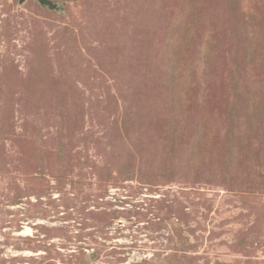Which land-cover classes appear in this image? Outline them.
I'll return each mask as SVG.
<instances>
[{"label": "rangeland", "instance_id": "rangeland-1", "mask_svg": "<svg viewBox=\"0 0 264 264\" xmlns=\"http://www.w3.org/2000/svg\"><path fill=\"white\" fill-rule=\"evenodd\" d=\"M52 1L0 0V264H264V0Z\"/></svg>", "mask_w": 264, "mask_h": 264}, {"label": "water", "instance_id": "water-1", "mask_svg": "<svg viewBox=\"0 0 264 264\" xmlns=\"http://www.w3.org/2000/svg\"><path fill=\"white\" fill-rule=\"evenodd\" d=\"M22 2L25 0H21ZM40 2L42 5L48 6L51 9H57L58 6L52 1V0H37Z\"/></svg>", "mask_w": 264, "mask_h": 264}, {"label": "bare ground", "instance_id": "bare-ground-1", "mask_svg": "<svg viewBox=\"0 0 264 264\" xmlns=\"http://www.w3.org/2000/svg\"><path fill=\"white\" fill-rule=\"evenodd\" d=\"M28 230V229H27ZM30 230V229H29ZM29 232V231H28Z\"/></svg>", "mask_w": 264, "mask_h": 264}]
</instances>
